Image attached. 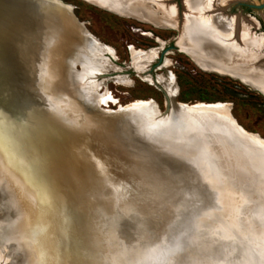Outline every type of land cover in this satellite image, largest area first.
Listing matches in <instances>:
<instances>
[{"label": "water", "instance_id": "obj_1", "mask_svg": "<svg viewBox=\"0 0 264 264\" xmlns=\"http://www.w3.org/2000/svg\"><path fill=\"white\" fill-rule=\"evenodd\" d=\"M95 49L117 67L73 7L0 0V115L19 122L38 164L30 183L0 151L1 255L11 264H246L259 255L249 231L264 218V146L232 123L236 139L223 134L217 116L162 85V110L105 111L82 79Z\"/></svg>", "mask_w": 264, "mask_h": 264}, {"label": "rangeland", "instance_id": "obj_2", "mask_svg": "<svg viewBox=\"0 0 264 264\" xmlns=\"http://www.w3.org/2000/svg\"><path fill=\"white\" fill-rule=\"evenodd\" d=\"M60 1L73 7L74 16L78 21L82 22L89 34L99 42L111 47L114 51L112 54L115 58L113 63L117 67H110L109 62L105 63L100 71L110 67L108 69V72L111 73V75H109L110 77L100 80V85L94 88L92 86V91L90 92L108 91L116 100L115 103H109L111 109H116L118 104L124 105L136 99H152L157 107L162 110L164 108L163 94L159 90L158 85L151 82L153 78L150 75H143L142 70L146 69L147 64L156 57L157 50L154 48L160 47L173 39L174 33L171 30L153 26L150 22L144 20L122 16L93 2H88V0ZM246 1L248 4L253 5H259L263 2V0H244L243 2ZM232 4H234V12L238 13L241 10L239 5H236L238 3ZM248 15L249 18H246L250 19L253 23H255L258 18L264 21V9H250ZM253 26L254 25H251L250 30L254 35L260 36L264 34V25L257 33H254ZM151 33H153V36ZM156 39L158 40L156 41ZM131 49L143 51L153 50L154 55L148 61L144 62V64H142L143 66L139 69L133 64V57L130 52ZM259 52L264 54V45L259 48ZM77 68L79 69V66ZM123 70H125V72H123ZM166 72H171L174 75L176 85L175 100L186 103L198 101H219L226 103L229 107V113L236 124L245 131L257 133L264 139V92L250 87L241 79L229 73L200 67L187 53L173 51L165 54L163 66L157 67L153 71V76L157 79V77H163ZM120 76H125L130 82L122 84L113 81V78H120ZM85 85L89 87L88 84ZM5 119V117L0 115V151L6 155V159L10 163L19 167L23 165L19 164L20 161H22L21 163H25L26 161L23 160V157L18 152L19 149L16 146V140H14L15 134L9 126L10 121L7 118L8 121L6 123L9 124H6L3 121ZM237 218L240 220L245 219L241 214L238 215ZM221 220H223V218ZM216 222L217 221H214L212 224L214 225ZM262 222H264V219H262ZM258 229L259 228L255 227L254 223H252L249 233L252 235L254 234L253 236L255 237L258 233ZM258 235V237H255V244L258 248L263 250L261 251L264 262V248H262V246L264 247V233L261 231ZM191 247L194 249L197 246ZM146 253L147 252H145V254ZM7 254L8 252L6 251L3 255L0 253V264L12 263L13 258L11 255ZM119 258L123 259H121L118 264H129L124 257L119 256ZM254 258L256 259V256L250 257L246 264H249ZM167 262L166 260L161 263L154 261L151 264H168ZM169 264H177V260H175V262H169ZM179 264L184 263L179 262Z\"/></svg>", "mask_w": 264, "mask_h": 264}, {"label": "bare ground", "instance_id": "obj_3", "mask_svg": "<svg viewBox=\"0 0 264 264\" xmlns=\"http://www.w3.org/2000/svg\"><path fill=\"white\" fill-rule=\"evenodd\" d=\"M55 1L68 9L72 8L70 5L64 4L60 0ZM88 1L105 7L122 16L137 18L160 26H175L179 31L177 45L185 53L189 54L200 67L229 73L234 77H238L244 83L264 92V54L259 52V48L264 45V34L260 36L253 34L250 27L251 25L255 26V23L250 21V19L242 17L240 14H225V9L230 4L240 3L244 0H181L178 4L175 3L174 0ZM87 35L93 40L98 41L88 32ZM99 43L102 44L111 55L113 54L114 51L111 47L101 42ZM101 51V49H95L90 52V55H93L98 61L96 62V65H92L91 67L86 66V74L82 79L84 83L89 86L87 87L84 84L87 94L92 91V86L94 88L97 87V85H100V81V83L95 81L94 74L102 72L100 71L102 66L108 62L107 59L99 58L98 54H101ZM130 52L133 57V64L139 69L143 66L142 64H144V62L148 61L154 55L153 50L143 51L131 49ZM113 81L122 84L130 82L125 76L113 78ZM156 81L170 93L175 94L176 85L174 75L171 72H166L163 77H157ZM106 96H111L113 98V96L106 90L103 92H90L88 97L90 101L100 105L105 111L111 112L115 109H111L109 103L106 105L100 104V100ZM113 100L116 101L114 98ZM152 102H154L152 99H136L124 105L118 104L116 108L124 109L136 107ZM182 103L186 104V106L192 104L194 107L199 108L202 111L207 110L212 112L217 116L215 117V120L218 122L217 127H219L217 130H220V132L228 136L230 135V138L236 139V134L234 133L235 130L232 128V125L230 126V123H232L245 132V135L255 144L264 146V139L260 135L245 131L235 123L229 113L228 104L219 101ZM2 116L6 118L3 120L5 123L8 120L10 121L9 126L15 134L14 140H16V146L19 149L18 152L23 157V160L26 161L25 163H21L22 161H20L19 164H23L18 167L20 173L23 178H26L24 180L34 183V179H27V177H34L33 169L37 171L36 166L38 167V164L33 163L32 153L22 142L20 124L8 115L2 114ZM35 164L36 166H33ZM261 224L262 227L260 232L262 231V233H264V222ZM258 234L256 237L259 236ZM262 248L264 247L262 246ZM257 250H260L257 252L259 255H257L256 259L254 258L253 261L251 260L249 264H252V262L253 264H264L262 249L258 248Z\"/></svg>", "mask_w": 264, "mask_h": 264}, {"label": "flooded vegetation", "instance_id": "obj_4", "mask_svg": "<svg viewBox=\"0 0 264 264\" xmlns=\"http://www.w3.org/2000/svg\"><path fill=\"white\" fill-rule=\"evenodd\" d=\"M87 1V0H86ZM175 3H180L181 0H174ZM89 2V1H88ZM233 5L231 4L229 5L226 9H225V14L229 15H234V14H240L242 17H248L249 18V11L251 8L248 7V3L246 2H240L236 5H239V7L241 8V10L238 13H235L233 10ZM264 9V8H262ZM137 19V18H135ZM256 26H253V31L254 33H257L258 30H261L263 28L264 25V21L261 18H258L256 20ZM153 26L156 27H160L166 30H171L174 33V38L171 39L170 41H168L167 43L163 44L160 47H156L154 49L157 50V55L154 59H152L148 64H147V68L142 70V74L143 75H150L153 78V81H151L152 83H155L156 85H159V83L156 81V77L153 76V71L157 68V67H161L164 63V55L171 53L173 51H176L178 53H185L178 45H177V36H178V29L175 26L169 25V26H158V25H154L153 23H151ZM151 35L153 36V33H151ZM158 39H156L157 41ZM176 40V41H175ZM161 59V60H160ZM160 60V61H159ZM123 72H125V70H123ZM147 81V80H145Z\"/></svg>", "mask_w": 264, "mask_h": 264}, {"label": "snow or ice", "instance_id": "obj_5", "mask_svg": "<svg viewBox=\"0 0 264 264\" xmlns=\"http://www.w3.org/2000/svg\"><path fill=\"white\" fill-rule=\"evenodd\" d=\"M115 103L116 101L113 100L111 96H106L100 100V104L106 105L108 103Z\"/></svg>", "mask_w": 264, "mask_h": 264}]
</instances>
